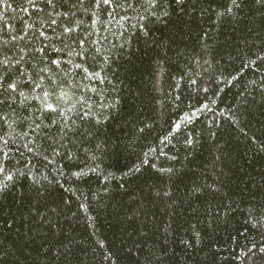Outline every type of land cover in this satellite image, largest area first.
<instances>
[{
	"label": "trees",
	"instance_id": "obj_1",
	"mask_svg": "<svg viewBox=\"0 0 264 264\" xmlns=\"http://www.w3.org/2000/svg\"><path fill=\"white\" fill-rule=\"evenodd\" d=\"M0 264H264V0H2Z\"/></svg>",
	"mask_w": 264,
	"mask_h": 264
},
{
	"label": "snow or ice",
	"instance_id": "obj_2",
	"mask_svg": "<svg viewBox=\"0 0 264 264\" xmlns=\"http://www.w3.org/2000/svg\"><path fill=\"white\" fill-rule=\"evenodd\" d=\"M110 2V0H105V3H109ZM0 3H2V0H0ZM15 90V88L13 87V91ZM50 111H55V109L54 108H50L49 109ZM9 179H11V177H9Z\"/></svg>",
	"mask_w": 264,
	"mask_h": 264
}]
</instances>
